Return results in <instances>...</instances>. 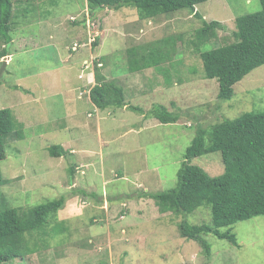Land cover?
Listing matches in <instances>:
<instances>
[{
	"label": "rangeland",
	"instance_id": "rangeland-1",
	"mask_svg": "<svg viewBox=\"0 0 264 264\" xmlns=\"http://www.w3.org/2000/svg\"><path fill=\"white\" fill-rule=\"evenodd\" d=\"M14 2L12 55L1 59L8 64L0 78V109L13 110L16 127L5 136L0 209L29 211L60 198L64 204L46 231L27 235L36 252L10 263L264 264V215L234 225L240 246L203 234L211 245L207 256L198 241L181 235L184 216L162 213L146 195L177 185L198 125L264 110V65L235 84L232 98L220 100L219 80L206 78L200 55L235 41L237 17L261 10V0L197 5L207 21L221 22L204 44L198 43L203 19L188 9L142 19L134 6L101 8L93 15L87 0ZM166 37L172 40L162 42L163 70H128L131 47L149 50ZM86 59L89 67H83ZM96 62L104 79L125 87L127 103L145 114L92 103ZM154 104L177 112L179 120L164 123L148 114ZM52 145L66 153L53 156ZM192 163L211 175L225 169L219 151ZM187 220L212 223L211 207L202 205Z\"/></svg>",
	"mask_w": 264,
	"mask_h": 264
},
{
	"label": "trees",
	"instance_id": "trees-1",
	"mask_svg": "<svg viewBox=\"0 0 264 264\" xmlns=\"http://www.w3.org/2000/svg\"><path fill=\"white\" fill-rule=\"evenodd\" d=\"M87 1L93 15L101 8L134 6L142 19L188 9L203 19L204 25L198 31L199 44L209 41L221 25L218 20L207 21L197 10V5L208 0ZM261 4V10L237 17L235 41L200 53L206 78L219 80L220 100L232 98L235 84L264 65V0H261ZM15 20L14 0H0V64L4 61L2 58L12 55L10 47L14 40ZM171 40L172 38L166 37L152 42L149 50H145L142 45L131 47L128 50V70L137 72L151 67L163 70V63L167 59L163 46ZM162 42L166 43L163 45ZM95 69L96 83L89 91L94 105L101 109L127 106L142 114L146 113L143 107L127 103L125 87L104 79L99 72L98 62ZM148 114L164 123L179 120V114L163 104H154ZM15 127L13 110L0 109V189L3 184L1 161L7 157L5 136L12 133ZM49 149L53 156L66 153L60 145H52ZM216 151L221 152L224 161L225 169L222 174L211 175L202 166L192 163L193 158ZM146 195L155 199L162 213L182 214L185 219L179 224L181 235L198 241L207 256L212 254L211 245L203 234L213 233L240 246L234 225L239 221L264 215V110L224 118L209 127L198 125L178 172L177 185L166 191ZM0 196H3L1 192ZM63 204L64 198H60L41 203L29 211H23L22 208L0 209V263L11 264L16 258L24 260L35 253V247L29 244L27 235L35 231H46L51 216ZM204 204L211 207L212 223H190L187 216Z\"/></svg>",
	"mask_w": 264,
	"mask_h": 264
},
{
	"label": "water",
	"instance_id": "water-1",
	"mask_svg": "<svg viewBox=\"0 0 264 264\" xmlns=\"http://www.w3.org/2000/svg\"><path fill=\"white\" fill-rule=\"evenodd\" d=\"M7 64H8L7 60H4V61H3V64H2V67H1V69H0V78H1V76H2V73H3L4 69H5L6 66H7Z\"/></svg>",
	"mask_w": 264,
	"mask_h": 264
},
{
	"label": "built area",
	"instance_id": "built-area-1",
	"mask_svg": "<svg viewBox=\"0 0 264 264\" xmlns=\"http://www.w3.org/2000/svg\"><path fill=\"white\" fill-rule=\"evenodd\" d=\"M78 46H79V43L75 42L74 45H73V49L76 50V49L78 48ZM89 63H90V62L86 61L84 65H85L86 67H89Z\"/></svg>",
	"mask_w": 264,
	"mask_h": 264
},
{
	"label": "crops",
	"instance_id": "crops-1",
	"mask_svg": "<svg viewBox=\"0 0 264 264\" xmlns=\"http://www.w3.org/2000/svg\"><path fill=\"white\" fill-rule=\"evenodd\" d=\"M88 59H86V60H84L83 62V67L85 66L84 64H85V62L87 61ZM88 62H89V60H88ZM81 75V74H80ZM81 79V78H80Z\"/></svg>",
	"mask_w": 264,
	"mask_h": 264
},
{
	"label": "clouds",
	"instance_id": "clouds-1",
	"mask_svg": "<svg viewBox=\"0 0 264 264\" xmlns=\"http://www.w3.org/2000/svg\"><path fill=\"white\" fill-rule=\"evenodd\" d=\"M78 43V42H77ZM74 45V44H73ZM80 45V44H79ZM75 50V49H74ZM76 50H78V48L76 49Z\"/></svg>",
	"mask_w": 264,
	"mask_h": 264
}]
</instances>
